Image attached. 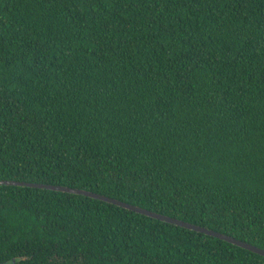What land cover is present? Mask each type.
I'll use <instances>...</instances> for the list:
<instances>
[{"label": "trees", "instance_id": "trees-1", "mask_svg": "<svg viewBox=\"0 0 264 264\" xmlns=\"http://www.w3.org/2000/svg\"><path fill=\"white\" fill-rule=\"evenodd\" d=\"M0 181L264 251V0H0ZM0 264L264 258L0 185Z\"/></svg>", "mask_w": 264, "mask_h": 264}, {"label": "water", "instance_id": "water-1", "mask_svg": "<svg viewBox=\"0 0 264 264\" xmlns=\"http://www.w3.org/2000/svg\"><path fill=\"white\" fill-rule=\"evenodd\" d=\"M0 185L26 187V188H31V189H44V190H48V191H55V192L66 193V194H71V195H75V196H81V197L93 199V200L100 201V202H103V203H106V204H109V205H113L115 207L130 211V212H134L136 214L145 216V217L150 218V219H154V220L163 222L165 224L177 226V227H180V228H183V229H186V230H190V231H193V232H196V233L203 234V235L208 236V237H213L215 239L221 240V241H223L225 243H228V244H231L233 246L239 247V248H241L243 250H246V251H248L250 253H253V254L257 255V256H260V257L264 258V251L259 250L257 248H254V247H252L250 245H246V244L241 243L239 241H236V240H234L232 238L220 235L218 233H215V232H212V231L200 228V227L189 225V224L183 223V222L175 220V219H171V218H168V217H164V216H161V215L150 213L148 211L139 209L137 207L130 206L128 204L121 203V202H118L116 200L105 198V197H102V196H99V195H95V194H92V193H88V192H85V191L76 190V189H69V188H64V187H53V186L42 185V184H29V183H21V182H13V181H0Z\"/></svg>", "mask_w": 264, "mask_h": 264}]
</instances>
